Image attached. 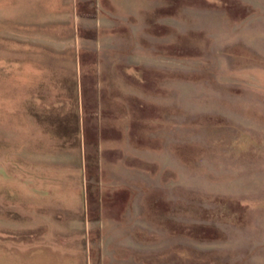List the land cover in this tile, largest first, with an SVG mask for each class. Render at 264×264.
I'll return each instance as SVG.
<instances>
[{
    "label": "rangeland",
    "instance_id": "obj_1",
    "mask_svg": "<svg viewBox=\"0 0 264 264\" xmlns=\"http://www.w3.org/2000/svg\"><path fill=\"white\" fill-rule=\"evenodd\" d=\"M89 2L80 43L25 62L28 77L0 76V167H19L39 140L25 106L7 113V87L19 99L21 86H60L41 94L52 112L92 116L79 134L69 116L49 119L45 147L81 152L71 165L84 163L89 204L66 214L78 234L13 260L264 264V0Z\"/></svg>",
    "mask_w": 264,
    "mask_h": 264
},
{
    "label": "crops",
    "instance_id": "obj_2",
    "mask_svg": "<svg viewBox=\"0 0 264 264\" xmlns=\"http://www.w3.org/2000/svg\"><path fill=\"white\" fill-rule=\"evenodd\" d=\"M89 1L0 0V62H5L4 67L0 65V76L3 77V71L6 83L8 80L13 82L24 74L28 77V64L25 62L53 60L56 54H61V46H75L80 43L79 39L84 31H87L88 27L91 28V25L87 26V18L81 21L80 15L83 6L89 5ZM102 5L104 7L110 4L107 0H102ZM107 9L111 11V8ZM120 11L117 6L113 12ZM115 19L107 16L110 21L108 23H119V17ZM82 22L85 23L82 25ZM35 75L43 77L44 68H38ZM31 88L37 96L30 101ZM57 88L60 89V86L49 87L43 83L34 87L21 86L15 88L25 93L19 99L10 97V88L6 89L5 107L10 109L7 113L14 114L15 109L25 106L27 115L35 122L39 135V140L35 139L36 147L22 152L19 167L7 163L0 167V171L6 175L0 180V254H7V258L12 259L11 263L28 262L21 257L13 260V253H26L35 247H42L46 236L63 238L70 234L77 235L76 225H68L71 218L68 219L66 214L75 216L78 207L87 203L86 200L83 201L86 194L84 163L81 162L79 168L71 165L78 160L76 157H82L81 152L45 149L47 142L55 140L56 127H49V119L54 122L61 120V116H69L70 120L78 125L76 133L79 134L81 125L87 118L92 117L82 106L77 107L74 103L72 111L52 112L59 103L46 102L41 94L56 92ZM13 89L11 87V90ZM73 89L75 91V88ZM30 108H34L35 112ZM137 232L138 230H135L134 236H138ZM122 251L129 252L127 249ZM2 258L3 256H0V262ZM7 260L4 264H9Z\"/></svg>",
    "mask_w": 264,
    "mask_h": 264
}]
</instances>
